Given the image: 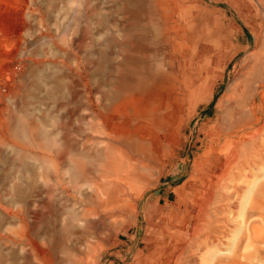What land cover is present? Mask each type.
<instances>
[{
	"label": "rangeland",
	"instance_id": "rangeland-1",
	"mask_svg": "<svg viewBox=\"0 0 264 264\" xmlns=\"http://www.w3.org/2000/svg\"><path fill=\"white\" fill-rule=\"evenodd\" d=\"M92 4L103 30L91 18ZM254 6L260 9L255 0H0V264H65L71 251L89 264H137L181 230L184 203L198 195L210 139L238 73L263 53L264 19ZM132 21L139 25L137 50L165 30L169 40L180 34V49L169 41L161 65L128 64L125 26ZM129 88L137 96L134 109L118 127L130 138L122 156L129 162L112 155L121 166L100 178L106 158L90 144L103 136L90 107L98 97L114 105V96ZM66 151L72 168L100 170L90 179L102 194L75 195V220L84 224L69 231L78 235L92 224L95 249L70 248L75 239L64 225L73 197L62 195L60 208L53 205V190L61 187L48 179V164L64 182L71 165ZM246 172L227 212L224 241L205 248L196 264H264V167ZM253 202L259 209H251Z\"/></svg>",
	"mask_w": 264,
	"mask_h": 264
},
{
	"label": "bare ground",
	"instance_id": "bare-ground-1",
	"mask_svg": "<svg viewBox=\"0 0 264 264\" xmlns=\"http://www.w3.org/2000/svg\"><path fill=\"white\" fill-rule=\"evenodd\" d=\"M255 1L260 6V9L258 7V9H256V7L254 6L255 10H257L258 14H260V16L264 19V0ZM99 9L100 8L95 6V4H92L91 18L96 16L97 22H95L97 23L98 27L103 30V28H106V26L104 25V20L102 19V14L99 12ZM133 16L136 17V20L139 19V15H137L136 13H134ZM135 19L133 20L136 22ZM134 21L125 26L127 34L129 32L127 39L124 41V47H126L127 49L125 60L128 64L133 65L137 64V62L140 63L141 61H143L150 67L153 65L152 62L161 65V61L165 62L166 60L167 43L169 41H173L172 46H178L180 49L181 44L178 42L180 34L178 32H176L178 34L176 35V37H173L172 40H169L167 30H160L161 35L159 39L154 40L156 42H146V44L142 46L141 51L137 50L135 44L136 42L134 41L136 35L138 34L137 28L139 27V25H137ZM176 25L177 23L175 24V26ZM184 38L186 39V37ZM138 54H140L141 56H138ZM253 60L254 61H252L250 64L246 65L239 71L237 83L230 92V96L226 103V107L224 108L223 115L220 118L221 124L217 130V133L214 134L210 139L211 149L208 152V159L203 164V167L199 173L198 183L195 186V190L198 191V193L196 194L198 195H196L195 198L190 197L191 200L187 203H184V209L182 210L183 226L181 230L172 232L171 238H169V240L163 239L159 241L157 251H153L148 259H145L142 256L139 257L137 264H196L197 258L201 255V252L205 248L214 244H220L224 241V238L228 232V227L231 224V221H229L227 217V212H229L230 208H235V205L237 204L239 197L238 191L241 189L242 185L239 184L244 181L243 177L245 175L246 177L251 175L250 173H247L246 170L249 168L256 169L264 167V49L263 53H260ZM135 75L136 74L133 72H131L130 75L128 74L129 81L135 80ZM136 80L138 79L136 78ZM134 90V88H129L125 92L120 91L119 93H117L113 98V102H115L114 105H101V99L99 97L95 102L91 104L90 109L94 116V120L96 121L95 128L97 129V133L100 135V137H104H102L101 140L95 139V142L90 144L91 150L94 149L98 154L101 153L102 149L104 158H106L101 164L102 173L99 176L100 178H105V172L109 171V169L121 166V164L119 163L116 164L115 160L113 161L110 159L112 155L114 158H119V160H121V158L126 155L124 151V144L130 142V138L122 135L118 127L122 124H125L123 119L127 111L134 109L132 102L136 101L137 98L135 92H131ZM126 101H128L127 105L125 104ZM119 102H124V104L120 107L118 104ZM88 141L89 140H87V142ZM63 145L66 147L68 143L64 142ZM109 151H114V154L113 152L108 154ZM62 157L71 164L70 167H68V169H66V171L62 174L64 182L61 180L60 175L57 174L58 171H56L55 167V171H53V162L49 161L48 164V179L52 180L51 177L54 176L53 180H55L56 185L61 187V190H53V195H56L57 198V201L53 200L55 202L53 203V205L57 208H60L59 206L63 204L61 200L62 195L66 194L69 198L73 197L75 203H73L72 206L69 205L68 207H66V210L70 212H68L69 218H71L70 216H72V218L68 224L66 223L64 225V230H67L70 234V236H67H72L75 239L74 241L71 239V242L73 241V244L70 245V248L81 249L82 247H85L86 250H91L92 248L95 249L97 247L96 243L91 244L90 242V239L94 241L96 237V233L92 232L91 230L92 224L87 226V228L78 235L77 232L70 233L69 231H71L73 227L75 228V226H83L84 224V222H77V220H75V210L76 205L78 204L75 195H86L88 193H93L92 195L96 194L100 196L102 194L100 184L97 181H92V179H90V176L95 172V170H100L97 167H95L96 169H85L83 166H76V168H72L74 167L72 166V164H74V161L72 160L70 153L67 151L64 152V155ZM127 158H123V161L126 163L129 162ZM86 159L89 160V157H87ZM142 166L143 165H141V167ZM128 167L130 168V166ZM155 170L157 169L155 168ZM55 174L57 175L56 177ZM241 178L243 181L240 182ZM231 186H233V188L229 189V187ZM250 207L252 210L259 209V206L256 202H253ZM230 215L228 216L231 217ZM106 218L111 220L113 217L110 216V214H106ZM86 221L89 223V220ZM35 230L36 229L34 227V230L32 231ZM253 233L256 236L259 233V230L255 227L253 228ZM29 240L33 242L30 233L28 235V241ZM70 254L73 258L69 259V261H66L65 264H89L84 261V257H79V259H77V252L75 254L71 251ZM46 264H64V261L55 262L49 260V262H46Z\"/></svg>",
	"mask_w": 264,
	"mask_h": 264
}]
</instances>
